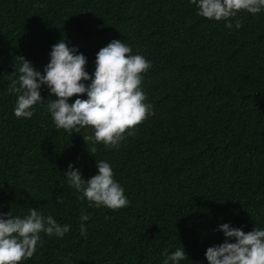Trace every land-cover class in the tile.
<instances>
[{"label": "trees", "instance_id": "1", "mask_svg": "<svg viewBox=\"0 0 264 264\" xmlns=\"http://www.w3.org/2000/svg\"><path fill=\"white\" fill-rule=\"evenodd\" d=\"M226 23L199 16L190 0H0V213L37 208L70 226L62 238L41 233L21 264H163L164 250L178 248L179 264H208L207 248L226 239L220 225L264 229V10ZM60 39L90 75L113 39L151 62L140 87L155 114L118 149L96 145L93 156L83 138L91 128L58 130L47 86L30 119L14 115L18 56L43 74ZM100 160L127 207H90L68 185L69 163L89 179Z\"/></svg>", "mask_w": 264, "mask_h": 264}, {"label": "clouds", "instance_id": "2", "mask_svg": "<svg viewBox=\"0 0 264 264\" xmlns=\"http://www.w3.org/2000/svg\"><path fill=\"white\" fill-rule=\"evenodd\" d=\"M190 3L196 6L199 16L227 21L228 28L233 27L231 19L239 12L257 14L264 10V0H190ZM241 26L240 20H236L235 27ZM131 52L122 40L113 39L96 53L95 71L91 75L85 70L87 58L82 53L77 54V49L70 48L64 39L52 46L43 74L23 56H18L19 76L8 87V92L17 97L14 115L30 119L34 106L44 99L41 86H47L49 96L55 99L48 101L46 109L58 130L72 135L91 128L93 134L83 135V138L93 156L97 152L96 145L118 149L126 135L135 136L134 129L155 114L152 105L145 103L146 94L140 87L151 62ZM84 81L91 82L85 84ZM84 94L87 98H80ZM74 96L77 98L70 103ZM96 167L98 174L84 179L79 169L69 163L65 176L68 185L78 194L77 199L86 200L90 207L113 211L127 207L129 201L123 187L113 178L110 164L100 160ZM59 202H62L60 198ZM88 219L82 211L80 233L83 236L87 235L84 221ZM219 229L226 239L207 248L208 264H264V229L255 227L246 233L228 223L220 225ZM69 230V225L57 223L51 215L45 217L37 208H30L24 218L14 216L12 210L0 213V264H21L30 259L37 244L42 243L41 233L62 238ZM163 255L166 257L163 264H179L187 258L184 248L170 254L165 249Z\"/></svg>", "mask_w": 264, "mask_h": 264}]
</instances>
